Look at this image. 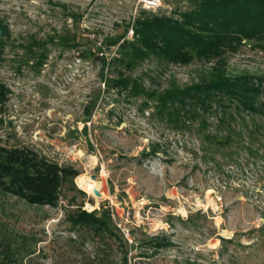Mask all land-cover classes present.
I'll use <instances>...</instances> for the list:
<instances>
[{"label": "rangeland", "instance_id": "374dc122", "mask_svg": "<svg viewBox=\"0 0 264 264\" xmlns=\"http://www.w3.org/2000/svg\"><path fill=\"white\" fill-rule=\"evenodd\" d=\"M0 0L9 37L0 64L8 101L0 146L25 148L77 175L54 205L0 188V264H264V115L212 113L176 129L154 102L114 86L120 74L148 91L189 85L211 64L154 58L126 70L110 42L146 14L198 0ZM231 75L264 87V51L228 54ZM85 175L101 197L77 186ZM82 211L104 225L73 224Z\"/></svg>", "mask_w": 264, "mask_h": 264}, {"label": "trees", "instance_id": "16d2710c", "mask_svg": "<svg viewBox=\"0 0 264 264\" xmlns=\"http://www.w3.org/2000/svg\"><path fill=\"white\" fill-rule=\"evenodd\" d=\"M127 30L110 42L117 51L109 63L126 70L150 58L180 66L194 60L211 64L198 81L184 86L171 83L160 92L148 91L123 74L112 80L128 96L152 100L161 120L181 129L195 121L207 127L215 111L219 122L233 112L264 115L263 84L246 74L228 73L226 57L248 42L264 51V0H198L191 9L170 15L143 13L133 22L131 39ZM8 37V27L0 19V64ZM8 91L0 84V112ZM76 175L28 149L0 146V188L30 204L54 205L62 181ZM70 221L104 225L95 211H82Z\"/></svg>", "mask_w": 264, "mask_h": 264}, {"label": "bare ground", "instance_id": "6f19581e", "mask_svg": "<svg viewBox=\"0 0 264 264\" xmlns=\"http://www.w3.org/2000/svg\"><path fill=\"white\" fill-rule=\"evenodd\" d=\"M77 186L85 191L86 193H93V190H99V185L97 182L92 181L89 177L81 175L76 179Z\"/></svg>", "mask_w": 264, "mask_h": 264}, {"label": "built area", "instance_id": "2783aa9c", "mask_svg": "<svg viewBox=\"0 0 264 264\" xmlns=\"http://www.w3.org/2000/svg\"><path fill=\"white\" fill-rule=\"evenodd\" d=\"M140 3L144 9L149 10L156 9L161 5L160 0H141Z\"/></svg>", "mask_w": 264, "mask_h": 264}, {"label": "water", "instance_id": "95a60500", "mask_svg": "<svg viewBox=\"0 0 264 264\" xmlns=\"http://www.w3.org/2000/svg\"><path fill=\"white\" fill-rule=\"evenodd\" d=\"M96 179V176H91V180H95ZM93 194L95 195V196H97V197H101V194L99 193V191L98 190H96V189H94L93 190Z\"/></svg>", "mask_w": 264, "mask_h": 264}]
</instances>
